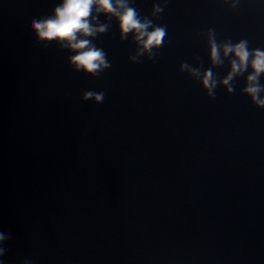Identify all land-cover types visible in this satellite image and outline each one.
<instances>
[{
    "label": "water",
    "instance_id": "obj_1",
    "mask_svg": "<svg viewBox=\"0 0 264 264\" xmlns=\"http://www.w3.org/2000/svg\"><path fill=\"white\" fill-rule=\"evenodd\" d=\"M61 3L0 0V264H264V105L209 45L264 52V0H127L142 53L93 5L95 73L29 26Z\"/></svg>",
    "mask_w": 264,
    "mask_h": 264
},
{
    "label": "clouds",
    "instance_id": "obj_2",
    "mask_svg": "<svg viewBox=\"0 0 264 264\" xmlns=\"http://www.w3.org/2000/svg\"><path fill=\"white\" fill-rule=\"evenodd\" d=\"M93 5L95 6V12L109 13L118 19L122 38L130 31L134 33L133 38L139 46L138 53L148 52L154 46L161 44L164 30L153 27L151 31H147L146 29L150 27V22L147 20L141 21L135 11L128 6L127 0H62L61 5L55 8L53 17L38 22H30L29 26L35 29L39 39L65 41L66 44H62V46L73 50H80L70 58L71 62L78 69L83 68L87 72L95 73L98 69L107 67L104 54L99 49L90 46V42L83 37L94 36L97 32H103L106 26H93L90 24L87 18ZM155 11L158 12L160 9L156 8ZM93 20H95V17H93ZM78 33L80 34V38H78ZM209 45L211 60L214 64L220 62L218 48L225 57L229 53H233L234 58L230 61L231 71L222 81L225 85L229 83L234 74L243 72L246 65L250 64L254 71L247 77L249 83L244 91L250 94L253 101L258 105H264V97L257 99V93L261 91V88L256 83L258 75L264 72V52L256 50L250 53L246 49L245 41H240L235 45L224 44L218 46L211 35L209 37ZM250 55L253 58L249 61ZM182 67L186 66L182 65ZM192 71L193 74L198 75L196 70ZM202 83L205 88L209 89V93L211 94L215 81L212 79L210 72L204 73ZM228 90L231 91V88ZM93 95L92 93H86L85 97ZM94 98L100 101L102 94H95ZM5 238L0 233V241ZM2 252L3 249H0V254Z\"/></svg>",
    "mask_w": 264,
    "mask_h": 264
}]
</instances>
